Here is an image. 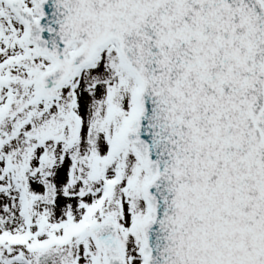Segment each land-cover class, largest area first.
I'll use <instances>...</instances> for the list:
<instances>
[{
    "label": "snow or ice",
    "instance_id": "obj_1",
    "mask_svg": "<svg viewBox=\"0 0 264 264\" xmlns=\"http://www.w3.org/2000/svg\"><path fill=\"white\" fill-rule=\"evenodd\" d=\"M0 264H264V0H0Z\"/></svg>",
    "mask_w": 264,
    "mask_h": 264
}]
</instances>
